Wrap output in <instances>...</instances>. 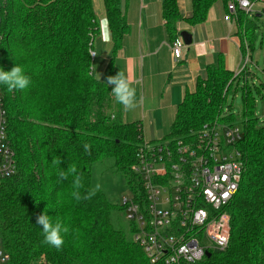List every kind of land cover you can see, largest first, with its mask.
I'll list each match as a JSON object with an SVG mask.
<instances>
[{"label": "trees", "instance_id": "16d2710c", "mask_svg": "<svg viewBox=\"0 0 264 264\" xmlns=\"http://www.w3.org/2000/svg\"><path fill=\"white\" fill-rule=\"evenodd\" d=\"M219 1L191 0L190 25L206 21ZM115 55L128 32L120 0H105ZM238 10L235 14L242 19ZM245 14V13H244ZM233 16V15H232ZM246 14L247 36L256 27ZM0 68L21 66L31 78L24 91L0 85L7 111V132L16 154L17 172L0 185V234L9 264H150L117 223L120 205L98 191L76 201L75 167L82 178L81 194L92 188V170L111 159L129 189L146 205L142 184L131 168L144 142L141 125L123 121L122 105L111 93L112 63L105 77L92 73V46L99 34L92 0H4L0 2ZM163 18L169 36L180 38L184 21L176 0H165ZM243 72L235 76L218 63L199 80L195 93L177 107L170 132L173 143L194 140L205 124H240L244 174L238 193L226 208L230 242L224 252H212L197 264H264V125L256 115V95ZM229 94L240 95L241 113L223 115ZM91 145V154L83 145ZM61 163H53V161ZM65 171L68 179H59ZM44 211L69 228L62 250L43 243L36 219ZM130 233L135 225L130 224Z\"/></svg>", "mask_w": 264, "mask_h": 264}, {"label": "built area", "instance_id": "2783aa9c", "mask_svg": "<svg viewBox=\"0 0 264 264\" xmlns=\"http://www.w3.org/2000/svg\"><path fill=\"white\" fill-rule=\"evenodd\" d=\"M259 1L228 0L229 17L238 10L254 15ZM183 46L181 38L175 40V58H181ZM7 125L0 89V185L17 172ZM242 139L239 124L215 121L205 124L188 142L144 140L131 170L140 179L147 204L130 190L121 206L135 225L132 241L150 264H197L206 253L228 249L230 217L226 208L238 193L245 170L243 154L237 148ZM9 262L0 234V264Z\"/></svg>", "mask_w": 264, "mask_h": 264}, {"label": "crops", "instance_id": "0c3cea01", "mask_svg": "<svg viewBox=\"0 0 264 264\" xmlns=\"http://www.w3.org/2000/svg\"><path fill=\"white\" fill-rule=\"evenodd\" d=\"M164 1L120 0L128 32L114 55L105 0H92L99 25L92 46V73L98 79L93 72L96 67L102 80L112 63V76L124 72L136 89L137 107L125 111L122 106L123 121L140 124L148 142L163 140L170 132L177 107L187 95L195 93L199 80H206L209 68L218 63L235 76L243 72L245 81L253 88L260 87L258 97L262 99L264 117V47L256 50L254 32L250 33L253 38L247 36L246 14H239L241 20L236 15L230 18L226 4L219 1L209 10L205 22L192 26L191 0H176L184 19L178 30L191 35V44H184L181 58L177 59L173 52L175 41L163 18ZM255 10L254 15L247 16L249 19L264 10V0L258 2ZM258 106L256 101V115Z\"/></svg>", "mask_w": 264, "mask_h": 264}, {"label": "clouds", "instance_id": "9594fccd", "mask_svg": "<svg viewBox=\"0 0 264 264\" xmlns=\"http://www.w3.org/2000/svg\"><path fill=\"white\" fill-rule=\"evenodd\" d=\"M93 72L98 74L97 78L100 80V74L96 71V67ZM31 83V78L25 74L24 69L19 65L14 66L10 71L0 68V85L6 86L9 90L24 91L29 88ZM107 84L113 86L111 93L125 111L134 110L137 107L136 89L132 86L131 79L124 72L119 71L116 75L109 76ZM83 148L86 154H91L90 144L85 143ZM53 163L60 164L61 160H54ZM67 172L73 175L72 185L74 191L72 196L76 201L89 200L100 190L101 186L97 184L82 195L80 192L83 187L82 178L77 173V169L70 167ZM58 176L60 180L68 179V174L65 171L58 172ZM36 223L42 226L43 243L54 247L58 251L62 250L65 243L63 234L68 233L69 228L59 218L53 221L46 211L37 217Z\"/></svg>", "mask_w": 264, "mask_h": 264}, {"label": "rangeland", "instance_id": "374dc122", "mask_svg": "<svg viewBox=\"0 0 264 264\" xmlns=\"http://www.w3.org/2000/svg\"><path fill=\"white\" fill-rule=\"evenodd\" d=\"M4 2L5 4H8V0H4ZM250 19L256 25V27L253 29V32L255 36L256 50H258L262 45L264 47V15L260 17H250ZM253 37L250 34V38ZM262 79L264 84V78ZM258 96L259 94L256 95L257 101L259 102V111L257 112V116L259 119V126H263L264 117L261 116L263 114L262 99ZM241 107L242 101L240 95L238 94L233 96L232 94H229L226 100V106L224 107L223 115H227L230 111L231 114L238 116L241 113ZM97 184L101 186L99 191L103 192L111 203L118 206L122 205L123 198H129L131 195L125 177L123 174L114 170L111 159H106L94 166L92 170V188ZM115 217L117 218L118 225L122 227L127 236L132 239V234L130 233L129 229L131 223L127 219L125 212H117Z\"/></svg>", "mask_w": 264, "mask_h": 264}, {"label": "water", "instance_id": "95a60500", "mask_svg": "<svg viewBox=\"0 0 264 264\" xmlns=\"http://www.w3.org/2000/svg\"><path fill=\"white\" fill-rule=\"evenodd\" d=\"M263 15H264V10L261 13L258 14L259 17L263 16ZM0 25H1V17H0ZM180 36H181L184 44H186V45H190L191 44V35L188 32H185V31L181 32ZM210 256H211L210 253H206V257L209 258Z\"/></svg>", "mask_w": 264, "mask_h": 264}]
</instances>
